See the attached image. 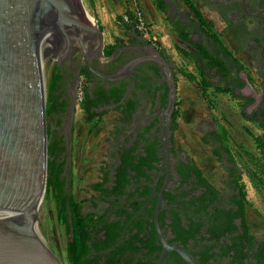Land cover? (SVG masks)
Segmentation results:
<instances>
[{
	"label": "flooded vegetation",
	"instance_id": "af4514ba",
	"mask_svg": "<svg viewBox=\"0 0 264 264\" xmlns=\"http://www.w3.org/2000/svg\"><path fill=\"white\" fill-rule=\"evenodd\" d=\"M199 2L208 18L203 19L211 26L198 17L191 24L178 22L189 25L185 28L197 44L192 50L200 82L197 92L221 102L232 100L238 116L261 131L258 140L254 133L252 137L256 152L240 168H228L224 131L208 126L200 142L213 146L218 163L214 166L220 170L208 177L176 136L175 64L133 29L140 37L137 47L154 54L119 42L109 47L105 40L103 57L90 55L87 49L85 60L81 49L73 50L61 62L63 85L54 94L48 133L51 141V132L61 128L55 134L61 139L56 164L62 162V171L49 190L63 204L58 208L65 232L64 264H71L74 205L77 226L84 231V252L72 264H189L184 256L191 264H264V229L259 233L250 229L246 215L250 206L245 203H252L242 179L243 170L252 179L256 170L264 175V0ZM81 85L88 98L74 102ZM86 104L97 125L103 116H116L117 130L110 134L114 139L106 148L100 179L75 201L70 118L78 110L88 116ZM251 186L261 194L259 180Z\"/></svg>",
	"mask_w": 264,
	"mask_h": 264
},
{
	"label": "water",
	"instance_id": "95a60500",
	"mask_svg": "<svg viewBox=\"0 0 264 264\" xmlns=\"http://www.w3.org/2000/svg\"><path fill=\"white\" fill-rule=\"evenodd\" d=\"M103 41L83 0H0V264H63L41 212L49 158L43 86L55 67L63 77L73 50L103 57Z\"/></svg>",
	"mask_w": 264,
	"mask_h": 264
},
{
	"label": "rangeland",
	"instance_id": "374dc122",
	"mask_svg": "<svg viewBox=\"0 0 264 264\" xmlns=\"http://www.w3.org/2000/svg\"><path fill=\"white\" fill-rule=\"evenodd\" d=\"M83 1L88 7L90 14L92 18L95 20L97 27L101 30L99 19L93 14L92 7L94 5V0H83ZM130 3H131L132 9L125 11L122 14H125L126 12H131L136 7L142 11L144 19L146 20V22H148L147 19L145 18L143 9L139 5H137L136 0H130ZM121 16L122 15H119L116 18L117 25L124 26V27H130V26H126L125 24L121 22ZM209 31L213 32V34L215 32L217 38H220V40H222V42L226 44L223 41V38H221L219 34L216 32V30H213L210 28ZM103 37H104V34H103ZM109 38L110 36L107 35L106 40H108ZM241 59L244 61L243 58ZM192 71H193V76H194L193 81L195 82L191 84V89H193L192 86H196L198 83H200L197 81L199 79V75L197 73L196 68L193 67ZM59 73H60L59 69L55 67L53 70L50 71V73L45 79L44 94H45V108L47 110L46 111L47 116H50L48 115V111L49 109L52 108L51 106L53 104V97H52V101L48 100V97H49L48 92L51 93L53 91V94H55L58 88L63 85V80ZM175 78H177V75ZM177 80L178 79H176V81ZM188 93L190 94V92ZM191 94L193 98L192 99L189 98V101L184 102V100L180 99L179 91L177 92L179 107H178V113L176 116V126H177L176 136H177V139L182 140V145L184 146V148H186L188 155L192 159H194L195 162H197L199 167H201V169L205 171L208 177L209 176L211 177L215 172L220 173V170H218L217 166L213 165L214 163L212 162L208 154L209 148L205 146V144H202L200 142V138L205 135L204 131L205 129L207 130V128H203L202 130H200L202 125H196V122L194 121L196 116H204V117L214 116L215 119L212 117H209L210 119L206 117V119L209 120L207 121V123L210 122V124L211 122H215V120L217 122H219V120L224 121L223 123L220 121L221 122L220 125L221 127L224 128L223 131L226 132L225 134L226 147L231 146L234 148V145H235L234 141H232L234 145H232L228 141V138H230L232 134V137L236 139L238 138L239 144H237L238 146H235V147L236 149L241 151V153H243L242 154L243 156L245 155L250 156V154H254L256 152L255 150L256 148L253 146L252 139L249 136L250 134L247 135L245 134L246 132L244 133L243 131L240 132V135L237 134V132L239 133L237 129L239 125L236 123L237 118L235 116H238V113H237L236 107H234L233 105L232 100H230V102L228 103V100L226 98H223V102H221L220 100L214 99L213 97L211 98H208L205 96L203 97L202 94L199 91L197 92L196 90L195 92ZM229 114L232 115V117L234 116V118L236 119L235 120L236 122H233V118L230 119L228 117ZM81 116L83 115H82V112L79 110L74 114L71 131H70V141H71V146H72V150H71V160H72L71 192H72V199L75 201H80V199L86 194L84 190L88 188L89 184H93V182L100 179L101 177L100 168L104 166V163L102 161V156H101L103 149H96L97 150L96 152L92 150L90 152H94V154L93 155L89 154L86 157H84L85 155L83 154L80 156L78 154V144H77L78 140H77L76 129H77V124L79 120L81 119ZM107 116H110V114H108ZM181 116H184V117H181ZM91 119H92L91 122L93 123L95 119L93 118ZM49 122H50L49 119H47V125L49 124ZM181 126L182 127L185 126L187 135L184 133ZM208 126H209V129L211 130L212 128L211 125H208ZM233 127L236 130H233ZM56 131L57 133H59L61 131V128H57ZM255 134H257V140H258L260 133L256 131ZM245 164H246V160L244 164H241V165H245ZM243 172L245 173V175H247L246 177L250 179L249 180L247 178H244L245 179L244 186L246 187V194L248 198L250 199V202L252 203V205L248 207L247 214H246L248 224L252 232L259 233L264 229V175L260 173V170H256L255 173L257 175L253 176V179H252V175H250L248 172L244 170ZM258 178H260L259 185L262 187L261 194H259V192H257L258 194L254 192L251 186L252 184L258 185ZM251 179L253 182L251 181ZM59 202L60 201L58 200V198H56L55 194L49 190L45 194L41 212H42L43 223L45 226V230H46L52 251L64 264V261H65L64 260L65 232H64L63 220L60 215L61 211L58 208V204L61 205L62 202L60 203Z\"/></svg>",
	"mask_w": 264,
	"mask_h": 264
},
{
	"label": "crops",
	"instance_id": "0c3cea01",
	"mask_svg": "<svg viewBox=\"0 0 264 264\" xmlns=\"http://www.w3.org/2000/svg\"><path fill=\"white\" fill-rule=\"evenodd\" d=\"M136 2L137 5H139L143 9L145 18L147 19L148 23L152 26L154 31L157 32L160 36L161 46L156 49H158V51H160L161 53L169 55L171 57L172 62L176 66V75H177L176 79H178L176 81L177 83L176 93L179 91L180 99L184 100V102L189 101V98L191 99L193 98L191 93L195 92V90L197 91V87L192 86L194 89L193 91V89H191V84L195 81L189 80L187 77L183 75L182 72L185 71L193 76L192 69L193 67L195 68L194 66L195 60L192 58V50H194L195 46L197 47V44L195 42V38H193L191 30L185 27L189 26L186 25L187 23L191 24L198 20L197 15L193 13V9H192L193 7H195L201 12L202 17L205 20L208 19L206 17V14L204 15L202 14V11L204 9L202 8L201 3L199 2V0H190L191 5H188L185 2V0H136ZM92 9H93V14L99 19L100 28L104 34V40H106L107 35L110 36V38L105 41L109 45V47L113 45H117L116 43L119 42L122 45L125 44L129 47H132L133 49H142L145 52L150 51L137 47L138 45L137 40L140 39V37L136 34L138 36L137 38L135 36L134 31H132V29L124 26H119L116 23L117 16L122 15L123 12L132 9L130 0H94V5ZM180 19L183 20V22L186 24L180 26L178 24ZM178 26H179V30L175 28ZM215 37L217 38V36ZM152 53L154 54V51ZM188 92H190V94ZM115 117L116 116H103L100 120L99 125H94L96 119L92 123L91 122L92 119L91 120L88 119L87 116H81V119L79 120L76 129L79 156L82 154L85 155L84 157H86L89 154L93 155L94 152L97 151L96 149H103L101 156L103 163H105L106 148L108 146L109 141L114 139L113 136L112 137L110 136V134L111 132L116 134L115 130H117V128L113 125ZM206 117L214 118V116H206ZM206 117L196 116L194 119L196 125H202L200 130H202L203 128H207L208 125H211L212 129L214 128V125L223 129V127H221L220 125L221 122L222 123L224 122L223 120L222 121L219 120V122L215 120V122H211L210 124V122L207 123V121L209 120L206 119ZM228 117L230 119L233 118V122H236L234 116L232 117V115L229 114ZM235 117L237 118L236 123L239 125L237 127L239 133L237 132V134L240 135L241 131H243L244 133L246 132L245 134L247 135L250 134L249 136L252 139L254 146V140L252 138L253 133L254 136L255 135L257 136L255 132L258 131L259 133H261V131L254 128L252 124L244 120L241 116H235ZM181 128L183 129L184 133L187 135L185 126L183 127L181 126ZM248 128L249 131L247 130ZM233 130L236 129H234L233 127ZM228 141L232 145H234L232 142L234 141L235 145L234 148L228 146L230 149L228 148V152L226 151L227 156L225 158V161L228 165L227 167L230 168L231 166L234 165L240 168L241 166H243L241 164H244L245 160H249V158L246 155L243 156L242 155L243 153H241V151L236 149L235 146H238L237 144H239L238 138L236 139L232 137L231 134V137L228 138ZM205 146L209 148L208 154L210 156V159L212 160L213 163H216L214 162V158L212 156L213 146L211 145L212 146L211 147L206 144ZM92 150H94V152H90ZM246 176L247 175H245L244 173L242 174L243 181H245L244 178L249 179Z\"/></svg>",
	"mask_w": 264,
	"mask_h": 264
},
{
	"label": "trees",
	"instance_id": "16d2710c",
	"mask_svg": "<svg viewBox=\"0 0 264 264\" xmlns=\"http://www.w3.org/2000/svg\"><path fill=\"white\" fill-rule=\"evenodd\" d=\"M185 2L188 5H191L190 0H185ZM192 9H193V13H195V15H197V17L200 20H202L208 26H211L209 23L205 22V20L203 19L202 15H201V12L198 9H196L195 7H193ZM128 28H130V27H128ZM213 35L216 36L215 33ZM87 73H89V72L87 71ZM182 73L189 80H192V81L194 80V76H192L191 74H189V73H187L185 71H183ZM52 94H53V91L51 93L48 92V96H49L48 97V100L49 101L50 100L52 101V97H53V101H54L55 96H54V94L52 96ZM83 98H88V94H87V91H86V87L83 88ZM85 110H86V113L88 115L87 118L91 120V118H93L94 116H92V112L89 111V107L87 106V104L85 105ZM50 111L51 110L49 109L48 115H50ZM47 119H49V116H47ZM97 123L98 122L96 121L94 123V125H97ZM59 125H60V121L57 122V127ZM47 128H48V133L50 134L49 124L47 125ZM55 132H56V129H54V131L51 132L53 134L52 140L51 141H48L49 158H48V162H47V165H48V178H47V189H46V193L49 191V188L51 186H53V183L55 181L57 182V180L59 178V175H60V173L62 171V162L56 164V161L58 162V158H59L58 157V152L59 151H58V148H56V144L59 143L61 141V139L60 138L58 139V137L56 136ZM224 134H226L225 131H224ZM258 180H260V178H258ZM56 188L58 189V192H59L57 197H59L61 195V192H62L61 191V185H60V183L57 184V187ZM248 205L251 206L250 203L246 202L245 203V207H248ZM64 211H65V209H64ZM73 211H74V214H75L74 215V222H75V233H74V235H75V239L72 241V243H70V245H69L70 253H68V255L70 257V261H71L70 263L71 264L73 262H76L75 259L79 260L81 254H83V252H84L82 250V248H81L82 247V245H81L82 244L81 234H84V231H82L81 229H79L78 226H77V222L79 220L78 219L79 213H78V206L77 205H74ZM249 236H251V235H249Z\"/></svg>",
	"mask_w": 264,
	"mask_h": 264
},
{
	"label": "built area",
	"instance_id": "2783aa9c",
	"mask_svg": "<svg viewBox=\"0 0 264 264\" xmlns=\"http://www.w3.org/2000/svg\"><path fill=\"white\" fill-rule=\"evenodd\" d=\"M121 22L126 26H130L131 29L137 32L141 36V38L148 42L151 46L155 48H159L161 46L159 34L154 31V29L148 22H146L140 9L135 7L131 12L122 14ZM76 98L77 102H80L83 98L82 85L77 90Z\"/></svg>",
	"mask_w": 264,
	"mask_h": 264
},
{
	"label": "bare ground",
	"instance_id": "6f19581e",
	"mask_svg": "<svg viewBox=\"0 0 264 264\" xmlns=\"http://www.w3.org/2000/svg\"><path fill=\"white\" fill-rule=\"evenodd\" d=\"M93 19V18H92ZM94 20V19H93ZM95 22V20H94ZM96 24V23H95ZM44 85H45V82H44ZM43 91H44V86H43ZM42 205H43V197H41V210H42Z\"/></svg>",
	"mask_w": 264,
	"mask_h": 264
}]
</instances>
